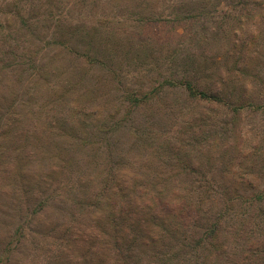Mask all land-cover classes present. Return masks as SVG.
<instances>
[{
  "label": "trees",
  "instance_id": "16d2710c",
  "mask_svg": "<svg viewBox=\"0 0 264 264\" xmlns=\"http://www.w3.org/2000/svg\"><path fill=\"white\" fill-rule=\"evenodd\" d=\"M250 1L232 0L241 6L240 15L249 16L240 17L242 22L247 21L242 27H255L264 23V20L256 21L257 17L264 19V15L250 13ZM2 4L4 7L0 8V38L6 42V48L2 47V51L8 54L5 56L8 62L4 68L0 67V83L3 75L16 78L19 82L29 78L32 83L30 88L35 90V94L31 97L33 101L30 102V110H25L24 101L17 100L20 93L18 90L5 93L0 87V164H3L0 165V176L15 174L13 179L23 188L20 197L33 201L32 212L39 219L38 226L48 225L46 212L55 210L57 205V219L62 221L49 223L54 227L46 230L43 240L50 237L59 244L60 258L65 257L64 250L72 248L74 252L81 253L77 255L78 261L75 260V264H87L88 259L82 256L85 246L89 253L88 258H95L96 253L92 250L96 244L93 245L91 239L94 228L99 226L104 230L113 227L114 230L107 235L98 232L103 238L109 239L108 244H112L108 249L115 251L107 259L111 264H264V191L247 196L245 188H242L244 186L241 187L238 183L242 177L233 168L237 156L253 155L256 166L258 164L257 172L264 175V145L261 143L256 144L251 149L252 152L238 146V154L226 147L231 154V164L221 161L225 166L219 168L223 176L226 174L223 177L225 181L217 183L214 188L207 184L206 190L202 192L204 196L198 201L190 199L191 206L200 211V220H203H197L198 224L191 231L187 229L182 236L178 233L183 211L179 213L181 215L177 214L180 216L177 221L174 217L170 219V216L163 219L162 207L157 205L168 204L172 209L169 205L171 201L166 202L172 197L163 199L162 196L167 195L178 179L190 180L197 174H203L204 177L208 174L205 170L203 173V166L195 165H199L201 158L210 163L213 157L208 152L201 157L199 154L192 156L184 153L181 147L184 142L194 143L200 150L209 149L210 145L220 141L229 146L231 143H227L228 138H238V133L235 132L240 129L244 137H247L244 140L247 147L252 143V132L248 125H241L242 115L246 112H264V93L257 87L252 91L242 88L247 87L245 82H249L246 73L251 66L249 58L241 56V50L235 43H229L228 49L224 47L228 52L227 60H219L212 53L215 48H220L217 41L209 43L208 37L206 38L209 33H218V30L223 35L227 31L231 32V21L224 18L220 23H214L210 18L201 27L202 30L195 33L197 37L191 40L190 48L193 52L178 64L180 69L174 68V79H165L156 87L142 91H131L122 96L124 100L120 104L122 102L124 105L112 107L114 98L111 95L116 89L117 95L121 91L107 81L104 82L106 87L87 85L90 66L95 64L88 50L93 48L95 51L108 52L123 37L122 34L128 38V43L132 42L131 36L141 40L139 37L143 32L142 28L136 34L128 26L120 29L116 25H104L107 21H101L94 28L71 25L65 21L61 24H46L38 13L35 23L32 26L28 24V27L29 20L24 17L19 5L11 1H4ZM50 12V15H54L53 10ZM16 20L23 27L16 28ZM10 30H14L17 35V38H12L15 40L12 46L7 45L9 41L5 38L11 37L4 32ZM34 35L41 39L51 36L54 38L45 42V49L31 48L30 37L33 38ZM22 36H27V39H22ZM201 37L204 39L201 40ZM137 42L143 46V50L150 44L146 45L145 41ZM200 46L204 47V53L198 51ZM207 49L211 50L205 53ZM151 50L155 52L153 48ZM41 56L45 58L44 65L37 71L35 61ZM3 62L4 58L0 64ZM98 62V67L104 65L103 61ZM28 70H32L29 75ZM45 74L57 80L55 87H44V83L48 84L43 78ZM255 77L257 78V74ZM29 90L28 88L27 92ZM48 91L50 99L37 103L42 92ZM117 95L116 99L119 98ZM53 97L57 100L51 101ZM142 106L147 107L148 111L153 108L150 110L151 118L153 114L161 115L167 109L165 114L169 116L168 120L159 127V132L153 133L154 137L162 138V132L173 136L178 134L183 135L179 138L182 142L167 144L162 148L164 151L158 147L154 149L151 143L154 137L139 134V114L136 111H142ZM46 107L50 112L47 113L48 118H43L42 113ZM103 107L111 118L117 117L121 110L125 116L105 127L107 123L96 118L102 115ZM38 108L43 111L40 113ZM4 109L7 111H3ZM91 117L95 118L94 123L91 122ZM130 124L134 127L128 130V135L138 136L137 139L141 142L130 149L126 160L137 162L136 167L129 170L117 168L116 164L120 161H112L116 156L110 149L102 152L101 156L98 154L100 151L90 156L91 150L95 148L92 146V139L101 135L100 131L104 132L105 128L121 131ZM149 126L151 130L155 129L154 125ZM169 142L170 140L166 143ZM139 146H142L143 153L148 154L139 153L137 157L136 148H140ZM35 148L42 151V161H51L47 171L39 167H34L33 171L28 169L27 166L31 164L29 161L32 160L34 164L31 150ZM66 167L85 172L80 179V186L71 193L52 198V204L47 197L45 202L46 198H41L48 192L45 184L50 182L53 175L57 178ZM250 174L255 175V171ZM27 181L31 182L26 185L32 186V191L25 188ZM251 187L254 188V185ZM178 190L184 193L183 188ZM174 195L175 198L179 196ZM207 201L209 204L205 203ZM213 204L219 208L215 212L212 211ZM86 208L89 212L86 218L92 221L91 225L87 223L88 228L81 223V220H85ZM59 212L65 213L60 216ZM95 212L100 213L96 216ZM231 213L232 217L228 218ZM132 228L137 229L138 233L136 240L131 242L129 237ZM95 235L100 239L98 234H93L94 237ZM145 256H148L147 260H143Z\"/></svg>",
  "mask_w": 264,
  "mask_h": 264
},
{
  "label": "rangeland",
  "instance_id": "374dc122",
  "mask_svg": "<svg viewBox=\"0 0 264 264\" xmlns=\"http://www.w3.org/2000/svg\"><path fill=\"white\" fill-rule=\"evenodd\" d=\"M4 1H11L19 5L23 10L22 13L24 17L29 20L27 25L30 24L31 26L35 23V17L38 13L46 24H61L65 21L71 25H85L94 28L96 25L98 26L101 21H107L104 22V25L112 24L120 27V29L128 26L130 27V31H134L136 34L138 33L136 31L142 28L143 32H141V36H138L141 40H137V38L131 36L132 42L128 43V38H125L126 36L122 34L123 37L119 39V42L115 43V46H112L108 52H102L100 50L95 51L93 48L88 50L95 64L90 66L91 69L87 77V82L89 83L87 85L89 87H106L104 82L107 81L113 83L112 87L115 85L119 87V91L121 92L117 95L118 90L116 89L111 95V97L114 98L112 107L124 105L122 102L120 104V101L124 98L122 96L131 93V91H142L143 89L156 87L157 84L162 83L165 79H174V68L180 69L181 67L178 66V64L182 62L187 55L193 52L190 48V42L193 38L197 37L195 33L202 30L201 27L207 24L210 18L214 20V23H220L224 18L231 21V32L227 31L225 35H223L222 32L218 30V33L212 32L206 36V38L208 37L207 41L209 43L217 41V46L220 47L218 49L215 48L212 53L216 54L219 60H227L226 57L228 52L224 47L226 46V49H228L227 46L229 43H235L237 48L241 50V56H247L251 65L248 67V72L245 70L248 74L249 82H245L247 87L242 88L252 91L254 87H257L258 90L264 93V85H261V83L264 84V23L258 24L259 26L256 25L255 27L250 25L242 27V24L247 23V21L242 22L240 17L248 18L249 16L240 15L239 11L241 6L236 2H232V0H42L44 1L42 3L40 0H0V8L4 7L2 4ZM248 8L251 14L254 13L256 16L257 14L264 15V0H251ZM52 10L54 15H50V11ZM31 15H33V17H31ZM258 20L264 19H262V17H257L256 21ZM15 24L17 25L16 28L23 27L19 20H16ZM13 28L10 29L12 30ZM11 30L9 32L4 31L5 35L11 37L5 38L9 41L7 45L10 46L15 43V40L12 38L17 36L14 34L15 31ZM127 36L129 37V35ZM52 38H54V36L41 39L39 36L34 35L33 38L30 37L32 40L31 48L43 47L45 49L47 48L45 42ZM22 39L26 40L27 36H22ZM200 39L202 40L204 38L201 37ZM137 41H145L147 42L146 45H148V43L150 44L143 50V46H140ZM5 44L6 42L4 39L0 38V58H2V60L4 58V62L2 65L0 64V67L3 68L5 67V63L8 62L5 57L8 54L2 51V47L6 48L4 46ZM152 48L155 52H152ZM210 50L211 49H207L205 53ZM198 51L204 53V47L200 46ZM137 53H140V55L137 56ZM2 60H0V63ZM44 61L45 58H43V56L38 57L35 61L37 64V71L38 69H42ZM98 61H103L104 65L102 66H104V68L102 66H97L99 63ZM31 72L32 70H28L27 75ZM256 74L257 78L255 77ZM43 78L48 81V84L44 83V87H49L50 85V87H55L57 82L55 78L46 76V74L43 75ZM258 79H260V81H258ZM41 81L43 82L42 78ZM31 85L32 83L29 81V78L19 82L16 78H8V75H3L0 83L1 90L5 91V93L11 92L13 89L20 92L19 96L17 95V100L24 101L23 105L25 106V110H30V102L33 101L31 97H34L35 94V90L30 88L32 87ZM109 86H111V84ZM28 88L30 89L29 92H27ZM178 92L185 94L180 90H178ZM48 93L49 91L42 92V96L37 100V103L42 102L44 99H50ZM116 95L119 97L118 99H116ZM53 100H57L56 97L51 99V101ZM54 104L57 105V103ZM146 108L147 107L142 106V111H136L139 114L137 123L140 126L139 134L144 137L149 135L151 138L154 137L153 133H156L160 129L159 127L165 125L169 116L165 114L167 112L165 108L162 112L164 114H153V118H151L150 113L153 108L150 109L151 111H148ZM38 110L40 113L43 111L40 108H38ZM102 110V115L96 118L106 122L107 125L105 127H108V124L110 125L112 121L125 116L121 110V113L117 117L111 118L106 114L104 107ZM3 111L7 110L4 109ZM49 112V108L46 107L45 111L42 113L43 118H48L47 113ZM112 112H114V110ZM91 118V122L94 123L95 118ZM149 124L154 125L156 130H151ZM241 125L244 127L248 125L249 131L252 132L250 138L252 143L251 145L249 144V147H247V144L244 142L245 139L247 140V137H244L240 129H237L238 132H235L236 134L238 133V138L234 140L232 138L233 136L228 138L227 143L228 141L231 143L229 146H225L222 141L216 142L210 145L209 149L204 148L203 150H200L198 146H194V143L190 144L184 142L181 145L184 153L187 152L192 156L199 154L201 157L203 153L208 152L210 156L213 157L210 163H206L204 158H201L198 162L199 165H195V167L203 166V173L205 171V173L208 172L207 176L204 177L203 174H197L190 180L187 178L178 179L175 186L167 192V195L162 196L163 199L172 197L171 200H166V202L171 201L169 205L172 209L169 208L168 204L164 206L163 204H157L162 207V212L164 213L162 216L163 219L170 216V219L174 217L177 221L179 220L178 218H180L178 215H181L179 213L183 211L180 224L178 225V233L181 234V236L187 229L191 231L193 226L198 224L199 221L197 220L201 219L200 211L191 206L190 199L198 201L201 196H204L202 192L206 190L207 184H211L214 188L218 185L217 183L225 181L223 177H225L226 174L224 173L223 176L222 170L219 168L222 166L224 168L225 165H223L222 162L224 164L230 162L231 154L226 150V147L234 150L238 154V146L252 152L251 149H253L256 144L261 143L264 145V112L243 113ZM133 127L134 126L130 124L125 126L121 131H110L106 128L104 132L100 131L101 135H96L95 138L92 139V141H94L92 146L95 148L91 150L90 156L99 151L100 153L98 154L101 156L103 155L102 152L105 153V151L110 149V151L114 153V156H116L112 161H120L116 164L117 168L129 170L136 167L137 162H134L132 159L126 160V158L129 157L130 149L134 147L136 143L141 142L137 139L138 136H134L133 134L128 135V130L133 129ZM143 136L142 138H144ZM160 136L162 138L154 137L151 139V143H153L154 149L158 147L161 151H164L162 148L167 144H179L180 141L182 142L179 138L183 137V135L177 134L173 136L166 132H162ZM166 136L173 137L164 138ZM45 139L47 140V137H45ZM168 140H170V142L166 143ZM50 144L51 142L49 145ZM142 149V146L136 148L137 157L139 153H143ZM77 151H79L78 148ZM40 154H42V151L38 150V148L31 150L34 164H32V160L29 161L32 165H28V169L32 171L34 167L45 169V171L49 169L48 167L51 161H42V156ZM143 154H148V152ZM87 156H89V153ZM236 158L233 168L243 179L240 178L238 181L241 187L244 186L242 188L246 190L244 191V189H242V191H244L247 196L264 191V175L261 172H257L258 169L256 168L258 164L256 166L253 155L247 156L246 154L241 157L237 156ZM249 159H251L250 162H246ZM187 162L189 163L190 160ZM0 165L2 166L3 164ZM214 166H216L215 169H212ZM55 168L57 170V167ZM86 171H88V169ZM252 171H255V175L250 174ZM62 172L63 173L60 175H57V178L53 175L50 182L45 184L48 192L44 196H41L42 200H45L44 198L47 197L50 198L49 201L51 203L52 198L71 193L72 190L80 186V179H82V175L85 173L83 170L73 167H66ZM14 176L15 174H10L7 177L0 176V264H75V260L78 261L77 255L81 253L78 254V252H74L72 248H67L64 250L65 257L60 258L61 249L59 244H57L54 239H50V237H46L45 240H43L46 230L48 228L52 229L54 227L52 224L56 221H62V219H57V205L55 210L50 211L47 209L50 211V213L48 212L49 214L46 212V216H48V225L46 224L47 226L44 227L38 226L37 222L39 219H37V216L33 213L34 211L32 212L34 207L32 205L33 201L28 198L25 200L20 197L23 188L13 179L15 178ZM51 183L52 186H49ZM26 184H31V182L27 181L24 185L25 188L28 187L29 191H32L33 187L30 186L32 187L30 189ZM252 184L254 188L251 187ZM17 185L19 186L18 188H16ZM180 187L183 188L184 193L178 190ZM174 194L179 195L176 196L178 199L175 198ZM175 200H179L180 202ZM205 203L209 204L208 201ZM211 207L214 212L219 209L216 204L211 205ZM206 208L208 209L209 206L207 205ZM85 211V220H81V223L88 228L87 223L91 225L92 221L86 218L89 213L88 208H86ZM64 213L65 212H59V215L61 216ZM99 213L100 212H95V215L98 216ZM231 217L232 213L228 215V218ZM200 221L203 222V220ZM101 228H99V226L95 227L93 234L99 235L98 232H100L107 235V233L114 232L113 227H108L107 230ZM136 231L137 229L132 228L130 232L129 240L131 242L137 238L138 232ZM47 233L50 234L49 231H47ZM54 233L55 232H51V234ZM93 234L91 243L93 245L96 244V247L92 251L96 253V256L95 258L91 257L92 260L88 258L89 253L86 252L87 246L84 247L82 256L88 259L87 264H111L107 259L112 257L115 253L112 248L108 249L109 245L112 244H108L109 239L103 238L100 235L99 239L96 235V237H94ZM89 247H91V244H89ZM147 259L148 256H145L143 260Z\"/></svg>",
  "mask_w": 264,
  "mask_h": 264
}]
</instances>
